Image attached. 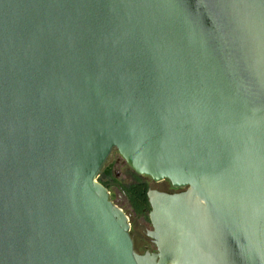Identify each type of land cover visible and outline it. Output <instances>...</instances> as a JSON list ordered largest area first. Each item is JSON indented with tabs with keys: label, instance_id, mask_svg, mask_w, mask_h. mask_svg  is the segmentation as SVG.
Listing matches in <instances>:
<instances>
[{
	"label": "water",
	"instance_id": "water-1",
	"mask_svg": "<svg viewBox=\"0 0 264 264\" xmlns=\"http://www.w3.org/2000/svg\"><path fill=\"white\" fill-rule=\"evenodd\" d=\"M0 264H264V0H0Z\"/></svg>",
	"mask_w": 264,
	"mask_h": 264
},
{
	"label": "rangeland",
	"instance_id": "rangeland-1",
	"mask_svg": "<svg viewBox=\"0 0 264 264\" xmlns=\"http://www.w3.org/2000/svg\"><path fill=\"white\" fill-rule=\"evenodd\" d=\"M120 156V154L117 151L112 152L111 157ZM122 160V159H121ZM107 166V163L106 165ZM115 175L117 174V179H116V184H111V182L108 181V191L110 193V199L116 203L119 204V206L123 209V211L127 214L129 218V223H130V234L131 237L134 241L135 245V250L138 253H144V247L145 245H149V240L145 236V229L146 226H141V223L143 220L147 219V215L140 213V210H137L135 213L134 210H132V207L130 204L126 203V198H119L118 194L122 193L119 188L120 187H127L129 186L132 182L137 180H145L148 185L153 186H162V185H167L171 186L168 180H165L160 183H156L155 181L151 180L149 176H142L137 175L134 171L130 169V167L126 163H121L120 166H117L113 169L112 171ZM116 172V173H115ZM145 223V222H143ZM149 237V236H148ZM150 238V237H149Z\"/></svg>",
	"mask_w": 264,
	"mask_h": 264
},
{
	"label": "flooded vegetation",
	"instance_id": "flooded-vegetation-1",
	"mask_svg": "<svg viewBox=\"0 0 264 264\" xmlns=\"http://www.w3.org/2000/svg\"><path fill=\"white\" fill-rule=\"evenodd\" d=\"M114 151H116V150H113L112 152H114ZM112 154V153H111ZM111 156V155H110ZM122 159V160H121ZM124 162V160H123V158H120V157H118V156H113V157H109V160H108V162H107V166H105L104 168H106V167H111V170L113 171V169L115 168V167H117V166H120L121 165V163H123ZM125 163V162H124ZM116 173V172H115ZM142 176H144V175H140V177H142ZM116 179H117V174L115 175L114 173H112V175L109 177V179H104L103 181L108 185V184H110V183H108V181L109 182H111V184H116ZM152 180V179H151ZM165 180H167V179H163V180H160V181H155L156 183H160V182H163V181H165ZM136 181H137V179H136ZM136 181H134V182H132V183H135ZM141 182L140 183H142L143 185H145L146 186V196H147V191L149 190V189H154V190H157V191H161V192H166V193H173V192H178V191H182V190H184L185 188L184 187H181V188H176V187H173L172 185H171V183H170V187L169 186H167V185H162V186H156V185H154V187L153 186H150V185H148L147 184V182L145 181V180H140ZM169 181V180H168ZM119 190L122 192V193H119L118 194V197L119 198H126V203H128V204H130L131 205V207H132V210H134V212L136 213L137 212V210H139L138 208H136L131 202H130V200H129V198L127 197V195L124 193V191H123V189L120 187L119 188ZM149 210H150V204H149V202H148V197H147V207H142L141 208V210L139 211L140 213H143V214H146L147 215V219H145V220H143V222H145V223H141V226H146V229H145V231H144V233H145V236L147 237V239L149 240V245H145V249H144V252L145 251H155L156 250V248H155V245L152 243V241H151V239L148 237V235H147V231L148 230H150V229H152V226H151V223H150V221H149V218H148V212H149ZM133 240V239H132ZM133 245H134V241H133ZM134 248H135V245H134Z\"/></svg>",
	"mask_w": 264,
	"mask_h": 264
},
{
	"label": "trees",
	"instance_id": "trees-1",
	"mask_svg": "<svg viewBox=\"0 0 264 264\" xmlns=\"http://www.w3.org/2000/svg\"><path fill=\"white\" fill-rule=\"evenodd\" d=\"M112 173L111 167H106L98 177V180L107 188L108 185L103 180L106 178L109 179ZM140 182V180H137L135 183H131L127 187H121L130 202L139 210H141L142 207H147L146 186Z\"/></svg>",
	"mask_w": 264,
	"mask_h": 264
}]
</instances>
